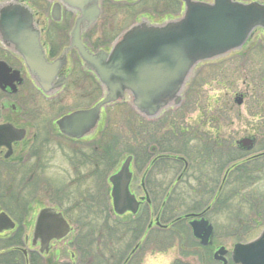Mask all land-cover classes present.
I'll list each match as a JSON object with an SVG mask.
<instances>
[{"label":"flooded vegetation","instance_id":"flooded-vegetation-1","mask_svg":"<svg viewBox=\"0 0 264 264\" xmlns=\"http://www.w3.org/2000/svg\"><path fill=\"white\" fill-rule=\"evenodd\" d=\"M112 2L127 11H133L137 15L135 22L141 18H149L155 23H161L168 19L178 17L186 8L183 0H101ZM198 2H212L213 0H195ZM237 2H258L264 4V0H235ZM5 0H0V9ZM33 13L38 30L42 34L47 61L53 62L64 51L65 46L59 42L63 37V30L52 18L51 4L28 5ZM260 43L264 41L263 31L257 32ZM59 38L55 43L54 39ZM90 51L99 50L92 47L88 41L83 40ZM252 43V42H251ZM251 43L245 46L249 50ZM108 51L109 48L101 47ZM75 58L83 66L77 51L70 52L68 65L61 71L56 83L65 77V85L56 87L52 95L44 94L35 84L29 74V70L21 56L9 50L0 38V77L5 83L0 86V214H7L14 223L13 229H4L0 222V264H91L89 261L87 246L84 238L77 237L76 227L72 225L70 216L76 215L80 220L86 221L87 204L103 206L104 194L96 192L92 186L85 185L92 179L100 185L103 182L102 169L104 164L103 141L118 137V133L110 132L107 122L101 119L96 130L88 137L80 139L64 135L58 126V121L74 111L89 109L94 106L80 107L62 113L58 118H50L49 115L63 110L61 106L70 100L72 91L78 88L84 94L78 96L80 102L92 97L94 91L87 90V85L69 84L70 77L75 73L72 70V59ZM11 69L7 76V68ZM83 70V69H82ZM88 79L94 80L102 92L95 77L91 73L83 71ZM18 73L19 81H16ZM264 73V72H263ZM83 77L84 81L88 79ZM92 80V81H93ZM55 83V84H56ZM264 83V77L261 78ZM71 85V86H70ZM90 87V86H89ZM85 90V91H84ZM46 103V104H45ZM131 137L134 136L133 128H130ZM176 153L165 151L156 154L152 150L150 157L143 167V172L134 163L131 166L132 180L131 194L141 203V209L147 206L150 209L153 225H156L157 217L163 219L161 208L157 210L155 205H167L169 196L173 191L182 192V188L193 186L203 189L202 197L197 202L206 206L199 212L190 213L196 219L207 218L214 196V174L209 178L206 173L199 172L196 166L182 154V142L177 141ZM197 156H199L197 154ZM110 158H107V161ZM204 162L206 159L204 158ZM206 166V165H205ZM84 169H90L86 173ZM119 170V169H118ZM118 170L116 172H118ZM54 175L47 176V173ZM115 172V173H116ZM140 177L138 181L137 178ZM110 179V178H109ZM108 179V205L111 206L110 215L114 220L119 219L112 211L113 199L111 196V184ZM76 190V193L73 192ZM83 189L84 192L82 191ZM136 189H140L139 194ZM47 203V204H46ZM9 205H13L9 207ZM202 206V205H201ZM52 209L63 215L74 231L64 240L57 242L52 240L48 246L43 243L44 236H36L38 216L45 209ZM102 213L99 214V217ZM126 215L124 218H128ZM193 218V219H195ZM188 220V219H187ZM191 220V219H189ZM114 240V239H113ZM44 247V250L42 248ZM134 247V246H133ZM93 258L101 254L99 264H123L125 255H120L116 245L96 246ZM65 258L62 260L61 253ZM139 252V251H138ZM138 254V253H137ZM136 254V255H137ZM135 255V256H136ZM135 256L129 261L131 264Z\"/></svg>","mask_w":264,"mask_h":264},{"label":"water","instance_id":"water-1","mask_svg":"<svg viewBox=\"0 0 264 264\" xmlns=\"http://www.w3.org/2000/svg\"><path fill=\"white\" fill-rule=\"evenodd\" d=\"M46 1L53 3L52 17L56 22L61 21L63 9L78 15L70 33V46L58 59L47 62L33 13L21 0H5L0 9V38L9 50L23 58L31 78L46 95H52L56 87H63L65 78L56 84L55 81L67 66L69 52L78 51L84 69L95 75L105 93L91 109L73 112L58 121L64 135L77 139L94 133L104 110L117 103L127 102L140 116L153 121L166 111L179 108L198 65L241 51L258 29L264 30V4L183 0L186 8L178 19L161 24L142 19L116 40L109 53L103 50L92 53L82 37L101 18L100 1ZM10 73L8 67L7 76ZM15 74L19 81L18 73ZM3 83L0 77V86ZM242 102L239 99L238 104ZM242 145L250 147L252 141L243 140ZM131 163L132 157L127 158L110 179L114 211L120 216L127 212L136 215L140 207L130 193ZM37 221L36 236H44L45 246L54 239H64L71 231L63 216L51 209L43 210ZM0 222L4 229L14 228L5 214L0 215ZM190 226L203 246L213 244L214 228L209 221L195 219ZM227 253L221 248L215 253V260L227 264L224 258ZM232 255L235 264H264V230L256 240L236 244Z\"/></svg>","mask_w":264,"mask_h":264},{"label":"rangeland","instance_id":"rangeland-1","mask_svg":"<svg viewBox=\"0 0 264 264\" xmlns=\"http://www.w3.org/2000/svg\"><path fill=\"white\" fill-rule=\"evenodd\" d=\"M28 1L31 5H43V3L38 1ZM103 7L105 12L103 14L101 23L93 28L86 39L88 43L95 49L99 47L109 48L114 39L120 33L133 25L134 19L137 15L135 12L127 11L112 2H105ZM74 21L75 16H68L65 14L64 22L60 26L64 31V33L61 35V37L63 38L61 40H59V38H55V43L57 42V40H59V42H63L65 46L69 43V33L72 29ZM259 41L260 40L255 37L249 46V50L243 53L242 58L231 57L225 61L223 60L219 64L213 65L210 68H201L198 71L194 82V87L197 90L196 93L199 94L201 100H203V103H201V107L210 97L217 96V94L227 95L228 111L226 116L224 118L222 117L219 120V125L221 127V133L226 136L229 141L231 140L232 142L230 143H233L236 147H241L240 142L242 140H245L246 138H255L253 130L254 125L258 122L255 113L257 112V108L261 107L263 105L262 102H264V83H261V78L262 76L264 77V73H262L264 72V41L262 43H260ZM72 62V70H74L75 73L72 77H70L69 84H72V86H74L75 84H77V82H79L78 85L81 86L83 82L84 85H87L86 91L92 89L94 93L92 94V97L90 96V94H88L89 98H87L86 101L80 102L79 100L81 99L78 100L77 97L81 94L83 95L84 92L79 91V89L75 87L73 89H70L73 92L70 100L61 105L65 107L63 110L49 115V117L52 119L58 118L60 114L67 113L70 110H75L80 107H89L96 101L100 100L102 97V92L94 82L93 78L88 79L89 77L87 78V76L83 72L81 63L78 62V60L75 58L72 59ZM83 77L87 78L88 80L84 81ZM239 97H242L244 99V103L242 104V106H239L237 104L236 99ZM187 104L189 105H186L181 112L169 115V117L165 121H160V123H156L155 125L151 126L149 125V123L142 124L141 126L145 127V129H148V132L156 131L160 133L161 136L168 134L172 129L174 130L175 127L173 126V124L176 123L180 124L179 129L184 125L192 126L196 116L201 110V107L195 106L196 100H194V98L189 99ZM129 115H134L133 110L129 106L120 107L118 105L112 108H108L105 112V117L107 116L108 119L106 125L108 124L110 132L117 131L118 135L120 132L124 134L123 139L127 140L125 146H127V144L129 143L132 145L131 147H134V137H131V135L128 137V135L126 134V132L130 128L126 121V118ZM125 146H123L125 148V151H123V157L120 160L118 157H115L114 160H104V162H106L107 164H104V167L102 169L103 182L101 185L99 183H95L93 179L89 181L87 185H85L86 188H88L87 186H92L93 190H95L96 192L101 191V193L104 194V202L106 203L105 206L106 209H108V213L111 209V206L107 203L109 190L108 179L113 174H115V172L120 168L121 163L125 160V153L126 150H128ZM166 147L167 146L164 143V145H162V150H158L159 154L167 151V149H165ZM194 148L192 147V144H188L185 147V149H187V151L190 153ZM187 151L185 150V152ZM255 153L256 150L250 151V154ZM259 153L261 152L259 151ZM153 155L155 154H149L148 157L144 158V161H140V159H138L140 163L135 162V164L139 166V170L141 171L139 175H141L143 172V165L145 164V162L148 161L150 157H153ZM112 164H115V166H113ZM226 169H224V171L222 170L219 173V183L224 178V172ZM88 170L90 169H84V172L86 173ZM52 173L48 172L47 176L54 175ZM137 180L139 181L140 177H138ZM229 189H226V191ZM84 190L85 189H83L82 191L84 192ZM136 190L139 194H142L140 189ZM260 191L264 193L263 185H261ZM73 192L76 193V190L73 189ZM245 203L246 201H240L236 206L234 205L233 211L242 213L240 219L242 221L251 222L256 220V214L252 210V207H249ZM12 206L13 205H9V207ZM102 207H100L99 205L97 206L99 212L98 214H96V216H94V214L89 215V218L96 217L100 219V223L98 224L91 223V221H88L89 218L86 221H83L76 217V215L74 214L70 216L73 226L76 227L77 234H80L79 236H82L84 238V245L87 246L86 249L88 250V253L90 252V255H88V257L90 259L89 261H91V264H99L98 260H102V258L105 257H102L101 254H98L96 256V259L93 258V252L97 251L96 246L116 245L118 246L119 254L125 255L126 257L129 253L128 250L130 248L132 249L133 246H135L138 242L130 233L128 235H122L124 234V231L120 230V228L117 229L120 226L119 223H121L122 221L117 219L113 221L112 216L103 211L104 209ZM189 208L193 210L191 207ZM185 212L186 211L182 213ZM100 213H102L101 217H99ZM178 217L179 216H176V218ZM176 218L174 217V219ZM209 219L214 224L216 229L214 237V251L219 247H223L229 252H232L235 244L248 243L256 239L264 228V226L259 228L256 232L252 233V236H249L242 229V227L248 225L245 222H238L239 218L237 217L236 213H231V211H227L225 208H216L213 213H210ZM262 219L264 218H258L257 221H262ZM170 220L171 221H168L167 223L165 220H163V224L172 222V219ZM237 222L242 224L237 225ZM184 223L187 224L186 222ZM184 223L172 227L170 235L167 238H165V235H157V233L153 234L149 238V240L146 241L144 248L140 250V252L132 260L131 264H176L179 261L183 262L184 264H202L201 257L204 255V252L201 253L200 249L196 247V243L193 240L194 238L192 237L189 228L183 227L185 225ZM106 224H117V227H115V231H111L114 234V240H111L108 237L109 233L106 230ZM185 226L187 227V225ZM91 232L95 234L91 235ZM214 251H210V253L213 255ZM60 255L62 257L61 259L64 260V252H62ZM206 264L220 263L210 260L209 262H206Z\"/></svg>","mask_w":264,"mask_h":264},{"label":"trees","instance_id":"trees-1","mask_svg":"<svg viewBox=\"0 0 264 264\" xmlns=\"http://www.w3.org/2000/svg\"><path fill=\"white\" fill-rule=\"evenodd\" d=\"M191 98L196 100L195 106L201 107L203 100H201L200 95H198L192 88L189 90L188 100ZM227 109V95L217 94V96L207 99L201 107V110L196 116L192 126L189 127L188 125H184L179 129V126L177 125L180 124L176 123L173 124L175 127L174 130L172 129L171 132L162 136L156 131L147 132L144 127H141L139 130L134 132V147H131L129 143L125 146L127 140L123 139L124 134L120 132L117 138L112 137L110 140L104 138L102 146L103 156L104 158L107 157L111 160L118 157L120 160L123 157V151H125L123 146H125L126 149H128L126 150L125 155L131 154L138 162H140L144 161V158L149 156L153 147L162 150V145H164V143L167 146L165 149H167L168 152L172 151L176 153V147L174 146H176L177 141L180 140L183 148L182 154L189 161L191 159L193 160L190 162L195 165V171L197 166L198 171H204L209 178L214 174L215 193L211 198L214 202L212 206V213L216 210V208H225L227 211H231V213H236L239 218L238 222H245L240 220L242 213L233 211V209L234 205L236 206L240 201H246L245 204L249 207L251 206L252 210L255 212L256 220L245 222L248 226L242 227V229L246 232V234L252 236L253 232H256L259 228L264 226V219H262V221H257L258 218H264V193L260 191L261 185L264 187V155L258 158L246 159L247 154L239 147H236L233 143H230L232 141H229V139L221 133L219 120L226 116L228 111ZM255 129V134L259 137L261 134L260 128L255 127ZM130 132L127 131L126 134L129 135ZM194 141L196 142L195 148L192 146L194 149H192L190 153L187 149H185V147ZM258 148L264 152V139L259 140ZM185 150L187 152H185ZM197 154L199 156H197ZM107 158L105 160H107ZM204 158L206 159V162H204ZM138 159H140V161ZM113 166H115V164ZM231 166L234 170L230 173L228 183L226 184L227 186L223 189L219 196L217 195L219 188V173ZM226 189L229 190L226 191ZM202 190L203 189L200 187L194 188L193 186H186L182 192L176 193L173 191L169 196L164 210L166 223L171 221L170 219L173 220L174 217L176 218V216H181L180 214H183L182 212L184 211H186V213L201 211V209L205 206L197 202V199L202 197ZM86 207L88 215L94 214V216H96L99 212L96 204H87ZM103 209V211L107 213L108 209H106L105 204H103ZM99 220L100 219L96 217L88 219L91 223L97 224L100 223ZM148 221L149 212L143 211L135 224L132 225L127 222V225L121 224L122 227L119 226V228L124 231V234L122 235H128L130 233L133 237H135V240L138 241L139 238L144 235ZM238 222L236 223L237 225L242 224ZM105 227L107 231H110V233L115 229L114 224H106ZM165 233L168 236L170 235L169 231ZM93 234L95 233L91 232V235ZM196 247L204 252L203 256L207 259L206 261L211 259L209 249H201L198 245H196ZM177 264L181 263L178 262Z\"/></svg>","mask_w":264,"mask_h":264}]
</instances>
